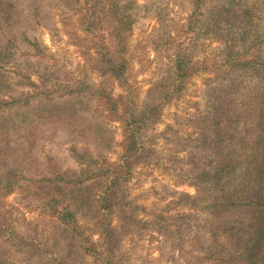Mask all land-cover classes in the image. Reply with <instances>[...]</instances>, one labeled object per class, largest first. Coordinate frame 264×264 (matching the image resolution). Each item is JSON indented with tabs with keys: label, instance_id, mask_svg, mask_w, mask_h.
I'll return each instance as SVG.
<instances>
[{
	"label": "rangeland",
	"instance_id": "374dc122",
	"mask_svg": "<svg viewBox=\"0 0 264 264\" xmlns=\"http://www.w3.org/2000/svg\"><path fill=\"white\" fill-rule=\"evenodd\" d=\"M261 62L264 0H0V264H228L210 179L262 165Z\"/></svg>",
	"mask_w": 264,
	"mask_h": 264
},
{
	"label": "trees",
	"instance_id": "16d2710c",
	"mask_svg": "<svg viewBox=\"0 0 264 264\" xmlns=\"http://www.w3.org/2000/svg\"><path fill=\"white\" fill-rule=\"evenodd\" d=\"M221 9L224 12L222 14L224 19L231 22L234 19L248 22L251 17L245 16L246 14L249 15L247 10L244 11V15L240 13L236 5L231 2L222 4ZM183 65L182 61L179 62L177 71L182 70ZM261 67L264 72V62H261ZM112 68L117 74H120L123 69L122 66H112ZM260 98V115L257 121L259 125L263 123V128L259 129L254 137L250 157L254 158L261 153L262 165L253 166L247 169L243 176L234 179L228 175L221 176L224 170L231 169H227L230 166L218 164L215 166L216 169L214 168L212 179H210L213 180V186L217 191V194L212 197L210 205L212 216L216 217L218 221L215 229L217 234H221L231 246L222 248L225 251L224 254L219 249L210 251V257L213 256L214 260L218 262L222 260L228 264H264V93ZM212 105L216 110L215 116L219 112L225 114L226 110H232V107L235 106L233 100L224 99L220 95L212 100ZM243 124L245 126V123ZM245 127L247 128V126ZM134 142L131 140L132 144H129V150L132 149ZM248 163L250 162H246V164ZM56 172V175H60L58 171ZM56 178L57 180L64 179L61 175L56 176ZM223 179H225V183L220 185ZM109 187H114V185L110 184ZM108 196L113 197L111 191H109ZM76 198L79 201L82 199L81 196ZM75 212L76 209L71 210L65 206L59 214L63 221H69L75 217ZM217 213L223 214L221 220Z\"/></svg>",
	"mask_w": 264,
	"mask_h": 264
}]
</instances>
